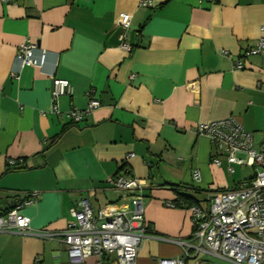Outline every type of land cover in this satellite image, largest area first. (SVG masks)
<instances>
[{"label": "crops", "instance_id": "0c3cea01", "mask_svg": "<svg viewBox=\"0 0 264 264\" xmlns=\"http://www.w3.org/2000/svg\"><path fill=\"white\" fill-rule=\"evenodd\" d=\"M139 1L0 0V216L36 193L20 209L32 231H64L82 198L96 219H107L131 210V193L111 183L125 173L144 182L152 234L136 264H158L179 257L175 241L192 232L184 196L206 210L210 194L241 183L225 178L232 173L223 157L211 164L210 143L194 125L233 117L255 150L264 143V52L243 56L264 36V0H151L150 8ZM25 41L46 53L45 64L24 67L15 80ZM51 75L71 85L56 100L57 113ZM90 99L99 107L71 123L70 109L83 110ZM12 160L20 161L15 169ZM114 261V254L92 255L79 264ZM211 261L227 264L208 255L183 264ZM0 264L71 263L58 239L0 233Z\"/></svg>", "mask_w": 264, "mask_h": 264}, {"label": "built area", "instance_id": "2783aa9c", "mask_svg": "<svg viewBox=\"0 0 264 264\" xmlns=\"http://www.w3.org/2000/svg\"><path fill=\"white\" fill-rule=\"evenodd\" d=\"M202 1L214 3L216 0H200ZM138 6L150 8L152 3L151 0H140ZM118 19L120 26L128 29L130 17L121 13ZM260 30L264 32V27ZM122 48L130 50L126 45H122ZM263 52L264 36L247 47L243 56H257ZM45 57L46 53L39 50L36 43H21L15 55L16 68L10 76L17 80L20 71L26 66L41 69L45 64ZM235 68L242 69V62L237 61ZM51 79V107L57 113L56 100L69 96L71 85L67 80L57 79L52 75ZM99 105L97 99H90L85 109H70V122H81ZM193 133L205 137L210 143L213 150L210 162L213 166L219 167L223 157L229 173H233V166H245L253 170V175L232 189L210 194L206 210L190 207L192 232L188 239L175 241L181 249L180 256L160 259L158 264H183L184 259H196L202 255L215 257L227 264H264V143L259 150H255L252 134L244 131L233 117L196 123ZM132 156L129 154L126 158ZM7 164L9 168L15 169L20 161L12 160ZM198 176L197 171L191 173L194 181L198 180ZM111 183L116 189L131 193L130 211L98 220L92 215L89 200L82 198L78 211L64 231H32L30 220L20 214V209L31 205L37 197L36 193H30L23 203L14 205L0 216V233L58 239L65 245L71 264L82 263L92 255L100 257L107 254H114V264H136L141 243L152 236L145 224L141 206L144 182L119 173L111 179Z\"/></svg>", "mask_w": 264, "mask_h": 264}, {"label": "rangeland", "instance_id": "374dc122", "mask_svg": "<svg viewBox=\"0 0 264 264\" xmlns=\"http://www.w3.org/2000/svg\"><path fill=\"white\" fill-rule=\"evenodd\" d=\"M232 169H233V173L229 175V176H232V177H229L227 175L225 176V178L228 179L230 184L232 183V181L233 182H238V181L242 182L244 180H247V179L251 178L252 175H253V170L250 167L233 166ZM211 262L212 263H210V264H213V263H215V264H223V263L217 262V261L216 262L215 261L214 262L211 261Z\"/></svg>", "mask_w": 264, "mask_h": 264}, {"label": "trees", "instance_id": "16d2710c", "mask_svg": "<svg viewBox=\"0 0 264 264\" xmlns=\"http://www.w3.org/2000/svg\"><path fill=\"white\" fill-rule=\"evenodd\" d=\"M168 0H165V3L167 2ZM219 191H223V190H219ZM182 199V198H181ZM184 200L182 201L184 205H186L187 207H192L194 205H197L198 201L191 198V197H188V196H184L183 198Z\"/></svg>", "mask_w": 264, "mask_h": 264}]
</instances>
